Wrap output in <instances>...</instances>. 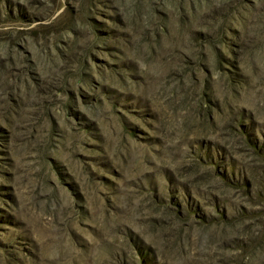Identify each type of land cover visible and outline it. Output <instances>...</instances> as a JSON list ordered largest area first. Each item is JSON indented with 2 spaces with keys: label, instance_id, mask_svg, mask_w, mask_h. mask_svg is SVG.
I'll return each mask as SVG.
<instances>
[{
  "label": "rangeland",
  "instance_id": "obj_1",
  "mask_svg": "<svg viewBox=\"0 0 264 264\" xmlns=\"http://www.w3.org/2000/svg\"><path fill=\"white\" fill-rule=\"evenodd\" d=\"M0 264H264V0H0Z\"/></svg>",
  "mask_w": 264,
  "mask_h": 264
}]
</instances>
